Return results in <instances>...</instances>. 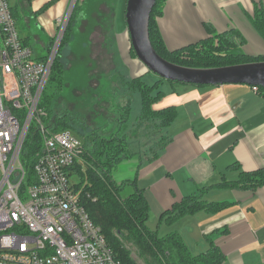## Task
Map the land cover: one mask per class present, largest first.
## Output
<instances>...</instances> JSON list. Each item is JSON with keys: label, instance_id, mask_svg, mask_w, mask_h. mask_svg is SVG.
Instances as JSON below:
<instances>
[{"label": "crops", "instance_id": "crops-1", "mask_svg": "<svg viewBox=\"0 0 264 264\" xmlns=\"http://www.w3.org/2000/svg\"><path fill=\"white\" fill-rule=\"evenodd\" d=\"M89 1L93 0H80V3ZM70 2L14 0L10 3L21 23L19 33L24 42L37 41L48 51L57 21L66 14ZM116 3L121 6L124 0ZM259 9H264V0H163L157 27L165 47L171 51L207 38L209 29L219 34L234 30L246 55L264 57V39L252 26L255 11ZM122 27L119 34H114V27L112 30L110 59L119 53L123 60L122 66L114 67L112 72L118 69L117 75L126 79L143 76L146 72L142 64L128 55V35L123 31L126 27ZM162 83L157 91L163 95L152 110L173 108L175 116L168 126L157 129L161 146L152 142V137L143 143L146 132L138 134L143 123H147L139 119V94L135 128L128 125L129 118L120 124L126 104L131 115L133 95L125 93L111 103L114 117H105L111 127L104 131H119L137 153L118 166L119 181L136 180L149 205L148 220H159L163 211L184 197L199 196L217 210L184 216L173 226L177 228L187 218L186 222L182 221V226L188 229L186 234H198L200 242L195 244H200V252L208 248L206 238L212 239L223 255L220 264H264V183L251 186L253 183L243 178L264 170V94L242 84L170 83L160 88ZM109 88L110 85L106 86L103 94L110 96ZM116 115L118 119L114 121Z\"/></svg>", "mask_w": 264, "mask_h": 264}, {"label": "built area", "instance_id": "built-area-1", "mask_svg": "<svg viewBox=\"0 0 264 264\" xmlns=\"http://www.w3.org/2000/svg\"><path fill=\"white\" fill-rule=\"evenodd\" d=\"M67 15L38 58L21 38L9 1L0 0V264H120L71 180L82 139L54 131L40 108ZM29 136L39 137L33 154L24 147Z\"/></svg>", "mask_w": 264, "mask_h": 264}, {"label": "trees", "instance_id": "trees-1", "mask_svg": "<svg viewBox=\"0 0 264 264\" xmlns=\"http://www.w3.org/2000/svg\"><path fill=\"white\" fill-rule=\"evenodd\" d=\"M79 2L80 0H77L64 29L40 100V108L47 115L45 121L48 122L51 118L54 120V131L75 130L71 128L68 115H53L52 108L53 102L64 94L62 59L63 54L72 46L73 33L78 26L79 18L82 19L80 17L82 12H77ZM81 5L80 3V10ZM14 8L10 5L11 13L17 23V13ZM162 8L163 0H157L150 16L149 38L155 52L166 61L190 68H216L264 60V57L246 55L242 50L240 36L234 30L219 34L209 29L207 38L177 50H168L157 27V18L162 15ZM252 26L264 39V9L255 11ZM237 38L240 41H237ZM162 81L146 85L141 83L140 79H135L128 85L129 90L139 94L141 102L139 119L141 122H147L143 125L151 126L150 129L159 128L160 130L168 126L175 116L173 108L158 112L152 110L163 95L157 91ZM258 91L264 94V88H258ZM128 107L129 104H126L123 109L120 124L128 121L130 111ZM104 127L100 129L102 133L98 132V129H93L86 134L81 133L84 137L82 139L84 151L81 163L74 168V179L82 191L81 200L87 213L93 223L101 228L120 264H138L137 258L143 264H220L223 255L218 246L208 237L206 238L208 248L193 254L177 231L160 235L158 231L149 229L147 226L149 205L143 191L138 188L136 180L125 179L117 182L114 178L118 166L136 157L137 153L132 151L127 139L124 135H119V131L112 132L109 129L105 132L104 129L111 127L106 122ZM32 142H36L37 146L32 145ZM38 143L39 137L29 136L24 147L29 154H33L37 150ZM162 144L160 143V146ZM243 176L245 182L253 183L251 186L264 183V170ZM201 210L215 211L217 209L199 196H187L179 203L173 204L170 209L163 211L158 224L164 222L167 226H173L184 216L193 215Z\"/></svg>", "mask_w": 264, "mask_h": 264}, {"label": "rangeland", "instance_id": "rangeland-1", "mask_svg": "<svg viewBox=\"0 0 264 264\" xmlns=\"http://www.w3.org/2000/svg\"><path fill=\"white\" fill-rule=\"evenodd\" d=\"M116 1L117 0L89 1L88 4L85 3L81 5V10L79 2L77 5V12H82L80 17L84 18V20H80L79 18L78 26L73 33L72 46L63 54L64 58L62 61L64 64L63 78L65 82V90L63 92L64 94L53 102L52 110L53 115H68L70 117L71 128L75 129H71V132L80 139L84 138L81 133H90L93 129H98V132L102 133V130L100 129L104 127V122H106L105 117H110V119L114 117L112 111L115 108L111 103L114 99L123 96L125 93L133 95V109L131 115H129L128 125L131 126V128H135L137 126L136 112L137 110L139 111V107H135V104L138 101V93L130 91L127 86L135 79H140L142 81L141 83H145L146 85H153L157 81L163 80L149 72L144 65L142 66L144 67L146 74L136 78L126 79L125 77H121L120 75H117L118 69L112 72L114 67L122 66L121 64L123 62L122 56L119 53H115L113 58L110 59V42L113 41L112 30L114 27V34H119L123 29V27L120 28V25L126 27V2L124 0V4L119 6ZM9 2L13 4L14 0H9ZM76 3L77 0H71L68 11L66 12V14L68 13L67 18L72 14ZM65 15L63 17H65ZM17 28L20 32L22 31L21 23L19 21H17ZM58 29L59 28L57 27L56 32H58ZM123 31H126L125 28ZM62 36L63 33L61 38ZM127 38L128 55L130 58L137 59L130 47L129 36H127ZM27 42L34 57L42 58L46 55L47 51H44L37 41L30 40ZM162 82L160 88L163 87L164 84H170V82L165 80ZM108 85H110V96H108L107 93L103 94L104 89ZM119 88L120 92L118 91ZM115 118L114 121H117L118 115H116ZM43 120L45 121L46 119L44 118ZM134 123L135 125H133ZM150 127L151 126L143 125L141 127L142 130L138 132L139 135H144L146 132L144 135L146 138L143 143L151 137L152 142L156 143L159 140L157 129H150ZM122 168H124V166H122ZM114 178L117 182L119 181L117 174L114 175ZM71 180L74 181L75 179ZM186 219L184 218V220H181V224H177V228L176 226H167L164 222L158 224V220L154 221L153 219L148 220L147 226L152 231H158L160 235L171 231H177L181 234L183 242L188 250L195 254L200 252L198 247L200 244L197 246L195 242L200 241L197 239L198 234L196 232L193 235L186 234V230L188 229L184 228V225L182 226V224L187 221ZM137 260L138 264H143L138 258Z\"/></svg>", "mask_w": 264, "mask_h": 264}, {"label": "water", "instance_id": "water-1", "mask_svg": "<svg viewBox=\"0 0 264 264\" xmlns=\"http://www.w3.org/2000/svg\"><path fill=\"white\" fill-rule=\"evenodd\" d=\"M157 0H126L125 23L130 47L149 72L173 83L221 86L242 84L264 88V61L216 68L179 66L161 58L149 38V21ZM71 8V7H70Z\"/></svg>", "mask_w": 264, "mask_h": 264}, {"label": "flooded vegetation", "instance_id": "flooded-vegetation-1", "mask_svg": "<svg viewBox=\"0 0 264 264\" xmlns=\"http://www.w3.org/2000/svg\"><path fill=\"white\" fill-rule=\"evenodd\" d=\"M70 16H71V14L68 16V18H67V20H66L65 28H66V26H67V24H68V22H69V20H70ZM80 20H81V19H80ZM82 20H84V18H82Z\"/></svg>", "mask_w": 264, "mask_h": 264}, {"label": "bare ground", "instance_id": "bare-ground-1", "mask_svg": "<svg viewBox=\"0 0 264 264\" xmlns=\"http://www.w3.org/2000/svg\"><path fill=\"white\" fill-rule=\"evenodd\" d=\"M50 109V108H49Z\"/></svg>", "mask_w": 264, "mask_h": 264}]
</instances>
